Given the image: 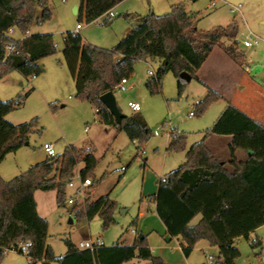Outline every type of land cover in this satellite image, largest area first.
<instances>
[{"label": "trees", "instance_id": "1", "mask_svg": "<svg viewBox=\"0 0 264 264\" xmlns=\"http://www.w3.org/2000/svg\"><path fill=\"white\" fill-rule=\"evenodd\" d=\"M123 0H80L79 22H93ZM37 8L40 14L37 15ZM52 11L49 0H0V79L15 70L25 77L43 73L41 60L57 52L53 33L28 34L36 21L49 20ZM129 17V14H126ZM106 22H109L107 20ZM23 35L21 39L9 34V29ZM225 33L216 28L203 31L197 27L195 14L188 13L179 3L166 14L153 10L137 17L127 34L111 47H100L85 42L78 31H68L65 36L63 56L75 81L77 97L99 108V120L125 132L132 141L146 142L152 130L138 112L127 115L118 123L114 115L101 101L100 96L115 87L123 77L133 75L140 60L157 62L155 74L146 82L151 93L159 92L166 73L173 72L178 78L181 94L184 82L180 74L188 72L192 78L206 85L198 71L216 48L221 47ZM12 42L15 51L6 55V43ZM238 41H234L236 45ZM234 55L230 46H223ZM208 94L197 103L203 112L207 106L224 96L207 86ZM28 93L21 95V104ZM55 109L57 106L51 103ZM17 106L13 99L0 100V163L6 156L29 142L37 127V118L22 124L6 119ZM212 135H231L230 159L217 157L206 140ZM185 149V134L171 132L168 151ZM245 150L250 155L239 160L235 153ZM82 178H91L94 188L98 180L93 175L97 165L94 154L83 147L69 144L61 154L31 165L13 179L6 180L0 174V262L7 250L22 253L21 244L31 241L28 256L32 264L38 260H56L59 264H123L134 258L148 264H167L155 256L146 235L137 234L131 244L121 238L111 246L103 245L94 251L80 249L69 238L65 239L67 252L57 257L47 242L49 221L37 209L36 190L56 189L57 204L65 205L68 182L75 176L78 164ZM156 212L166 226L167 234L180 237L185 256L195 245L207 240L218 247L213 264H237L240 250L236 239L245 237L264 225V126L232 103H228L214 124L205 131L202 140L194 143L186 153V161L158 181L153 196ZM73 206L71 212L76 209ZM78 216L88 220L99 216L107 228L115 222L116 202L110 194L90 199L80 206ZM137 224V218L133 221ZM256 237L251 246H262Z\"/></svg>", "mask_w": 264, "mask_h": 264}, {"label": "rangeland", "instance_id": "2", "mask_svg": "<svg viewBox=\"0 0 264 264\" xmlns=\"http://www.w3.org/2000/svg\"><path fill=\"white\" fill-rule=\"evenodd\" d=\"M79 3L80 0H49L51 18L43 23L35 21L31 26L36 32L53 33L57 44V52L41 60L45 67L43 74L25 77L13 70L0 79V100H15L28 93L25 101L15 106L6 119L14 124L38 119L25 151L40 154L44 151L42 145L45 142H52L57 154L63 153L69 144L83 147L85 151L91 150L90 153L98 160L93 172L98 182L89 190V197L94 200L109 193L116 202L115 222L104 228L99 216L88 220L85 216H78L79 212L75 215L71 212L72 205L65 202V205L59 206L56 196L49 194L48 208L43 213L49 221L47 242L57 257L67 252L66 238L79 242L84 238L96 240L101 237L107 246L113 245L120 238L127 239V242L136 229L137 224L134 225L133 221L138 217L140 209L145 208L157 191V181L186 161L187 150L203 139L205 131L214 124L229 103L227 99L220 98L201 112L197 103L208 94L207 87L192 78L184 82L180 94L178 78L173 72L165 74L161 91L151 93L146 86L152 76L148 69L151 65L156 71L158 64L140 60L129 79L131 88L122 91L115 87L114 91L118 106L127 115L134 113L128 106L129 101L141 104L138 113L146 119L152 130L146 142L132 141L125 132L102 124L93 105L77 97L75 81L63 56L68 31H74L77 24L81 23L82 27L78 31L85 42L111 48L127 34L138 16L146 15L151 10L157 14H166L173 5L181 3L188 13L195 14L200 30L210 31L219 27L224 31L222 45L233 48L234 55L228 56L238 66L244 64V59L253 60V63H249L254 67L251 74L256 81L261 82L264 89V78L256 76L264 69V0H123L112 8L110 17L103 16L90 23L79 22L74 11V6ZM230 4H242V13H232ZM36 11L39 15L40 8ZM106 18L110 19L109 22H104ZM249 31L259 35L262 40L252 47H245L243 40ZM234 41L238 43L234 45ZM223 46L220 49L225 51ZM230 63L229 59H223L219 50H215L198 75L218 92L225 90L230 94L232 91L222 79L226 75L223 71L229 68ZM255 63L259 65L255 66ZM240 71L243 72L242 68ZM33 86L36 89L29 91ZM51 103L57 107L54 109ZM191 111L194 115H190ZM172 131L185 134V149L167 150ZM225 141L214 138L207 141L220 159L229 153ZM22 153H10L0 163L3 177L11 179L29 168L23 165ZM83 167L84 162L81 161L75 170L76 181ZM72 193L73 189L67 187L66 196ZM150 239L154 244L162 241L158 234L152 235ZM251 241L245 237L236 239L235 245L240 250L237 264H260L263 261L264 240L262 246L254 248ZM217 251V247L211 245L206 253L218 256ZM153 254L160 256L167 264H206L205 253L200 250L194 251L187 262L185 254L180 250L172 252L156 248ZM44 262L38 260L36 264ZM48 262L59 264L56 260ZM0 264H32V260L27 254L7 250Z\"/></svg>", "mask_w": 264, "mask_h": 264}, {"label": "crops", "instance_id": "3", "mask_svg": "<svg viewBox=\"0 0 264 264\" xmlns=\"http://www.w3.org/2000/svg\"><path fill=\"white\" fill-rule=\"evenodd\" d=\"M77 6H78V12H79L80 3L77 4ZM111 15H112V9L108 12V14H106L104 16L110 17ZM77 16H78V13H77ZM102 17H100V18H102ZM107 20H110V19L106 18L104 22H106ZM74 31H77V30L75 29ZM33 33H47V32H36V31H33V29L31 28L28 34H33ZM13 36L17 39H21L23 37V35L17 31H14ZM215 50H219L223 59L224 58L226 60L229 59L231 62L230 63L231 65L229 66V68L223 71L224 74H226V75H224L222 77V79H223L225 85H227L229 90H231L232 92H230V94H228L225 90H222L221 94L230 103L237 106L240 110H242L247 115H249L251 118L255 119L257 122L261 123L264 126V89L261 85V82L256 81L254 75L251 74L252 70H251V72H247L245 70V65L247 64L248 61H245V59H244V64L242 66H238L234 62V60L230 56H228V53L226 51H223L220 48L217 49V47H216L210 53V55L208 56V58L206 59V61L202 65V67L200 68L199 73H201L203 71L204 65L208 62V60L210 59L211 55L215 52ZM151 62H153V61H151ZM262 66L264 67V64H262ZM43 67H44V65H43ZM240 68H242L243 72L240 71ZM262 71H264V69ZM44 72H45V67H44L43 73ZM261 72H259L256 76L260 77L259 74ZM200 78L206 84L205 85L206 87L209 86V87L216 90V88L212 87L208 82L203 80L202 76H200ZM34 89H36L35 86H33L31 89H29V91L30 90L33 91ZM70 98H71V96H70ZM92 105H93V109L95 111V105L94 104H92ZM62 106H65V104H63ZM102 124H104V123H102ZM104 125L112 126V125H107V124H104ZM213 138L216 140H221V139L226 140L225 142L227 143V149L229 151V145L232 142L233 136H231V135H226V136H224V135H212L206 140V142L209 141L210 139H213ZM28 145H29V142L27 144H25L23 147H21L20 149H18L17 151L11 152V153L23 152L22 156L24 157V161H23L24 166L26 165V167H30L31 165L45 161L46 159L49 158L44 151L40 154H37V155L30 153V151L29 152L25 151L24 148H26ZM88 152H91V150ZM8 155H10V153ZM226 155H228V156H226L225 158H222V159L229 160L230 159V151ZM235 155L239 160H243L250 155V152L239 149L236 151ZM27 169H25L23 171H26ZM21 173L22 172H20L19 174H21ZM0 174H1V171H0ZM3 175L4 174L2 173V177H3ZM18 175H16V176H18ZM5 178H6V180H10L7 178V176ZM13 178H11V179H13ZM158 181H157V183H158ZM157 190H158V186H157ZM156 193H157V191H156ZM49 194H51V196H56L57 195L56 189L36 190L35 191V199L37 201V209H38L39 214L44 218H46V216L43 212H45L46 208H48L47 203H48ZM150 202L145 206V208L140 209L139 215L137 217V226H136V229L134 231H136L137 234L143 233L144 235H146L149 246L152 250V253H154V250L156 248L166 249V250L169 249L172 252H175V251L177 252L180 250L183 253V249H182V247L184 245L183 241L181 240L180 237H177V236L171 237L167 234L166 226L164 225V223L159 218V216L156 212L155 200L152 199V200H150ZM263 233H264V225L258 227L255 231L251 232L249 237L252 240L255 239L256 237H259L262 239V242H263V240H264V234ZM154 234H158L160 236V238L162 240L160 242V244H154L151 242L150 238ZM134 237H135V235L133 234L132 237L127 242H126L127 239H124V240H122V243L131 244L133 242ZM73 242L76 245L79 243L77 241H73ZM209 246H211V245L209 244V242L207 240L199 241L195 245V247L193 248L190 255L185 256L186 262L189 259H191V256H192L194 251L200 250V251H203L205 253V262H206V264H208L206 256L209 254H207L206 251H207ZM217 249H218V247H217ZM218 253H219V250L217 251V254ZM211 256L213 258L216 257L214 255H211ZM262 257H263V261L260 264H264V256H262ZM48 264H51V263L48 262ZM123 264H148V262L145 260L134 258L133 260H131L129 262H125Z\"/></svg>", "mask_w": 264, "mask_h": 264}, {"label": "built area", "instance_id": "4", "mask_svg": "<svg viewBox=\"0 0 264 264\" xmlns=\"http://www.w3.org/2000/svg\"><path fill=\"white\" fill-rule=\"evenodd\" d=\"M63 1H65V0H63ZM230 11L232 13L241 14L242 13V4H238V5L230 4ZM81 27H82V24L78 23L76 30L78 31ZM14 31H15L14 28H10L9 34L13 35ZM261 40H262V38L259 35H257L253 31H249L245 35V38L243 40V45L245 47H252L255 44H258ZM6 51H7L6 55L15 51L14 43H12V42L6 43ZM249 63H253V61L251 59H249L247 64L245 65V70L247 72H251V70L253 68V66H250ZM258 65H259L258 63L257 64L255 63V66H258ZM148 73H149V75L155 74V70L151 65H150V68L148 69ZM129 79H130L129 77H123L119 81V83L117 84L116 88H118L122 91L129 90L131 88V85H132L129 82ZM14 102L16 105H19L22 102V98L19 97V98L15 99ZM128 106L133 112H139L141 109V104L138 101H129ZM95 111H96V113L99 111V108L96 106H95ZM190 115H194V112L191 111ZM42 148L48 157H56L57 156L56 149H55L54 144L52 142H45L42 145ZM91 185H92V179L91 178H82L80 175V171H79L78 181H76V172H75V176L72 178V180H70L68 182V187L73 189V193L67 197L66 203L70 204L72 206H77V209L72 211V213H74L75 215H77V213L80 212V209H81L80 206L84 205V203L86 202V199L88 197V192L90 190ZM133 234L136 236L137 235L136 231L133 230ZM31 245H32L31 241L22 243L20 246L22 253L28 255ZM103 245H105V243L101 237L97 238L96 240H93L91 238H85V239L80 240L79 243L77 244L78 248L90 249L91 251H94ZM206 259H207L208 264L214 263V258L211 255H207Z\"/></svg>", "mask_w": 264, "mask_h": 264}, {"label": "water", "instance_id": "5", "mask_svg": "<svg viewBox=\"0 0 264 264\" xmlns=\"http://www.w3.org/2000/svg\"><path fill=\"white\" fill-rule=\"evenodd\" d=\"M74 11L77 14L78 13V6L76 5L74 7ZM180 76L187 80L190 81L192 79V76L188 72H182ZM260 77L264 78V71H262L259 74ZM101 101L104 103V105L109 109V111L114 115L116 121L120 123L124 117L127 116L120 107L118 106L116 95L114 91H107L103 93L100 96ZM144 234L141 233L140 236L142 237ZM44 264H48V262H44Z\"/></svg>", "mask_w": 264, "mask_h": 264}]
</instances>
